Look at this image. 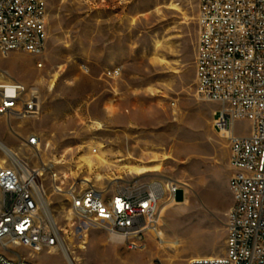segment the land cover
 Here are the masks:
<instances>
[{"label":"rangeland","instance_id":"374dc122","mask_svg":"<svg viewBox=\"0 0 264 264\" xmlns=\"http://www.w3.org/2000/svg\"><path fill=\"white\" fill-rule=\"evenodd\" d=\"M197 2L47 0L49 39L42 55L0 54V76L37 84L42 95L38 118L0 120V141L21 159L37 165L25 146L31 134L59 150L74 139L96 135L90 126L100 121L98 136L117 156L145 162L150 152L167 156L162 172L144 176L146 182L181 185L175 194L178 204L168 196L160 204L159 232L179 244L175 254L160 250L152 235L141 250L128 251L121 240L73 218L69 228L64 200L46 181L50 213L76 264H187L191 258L224 254L232 168L228 142L213 128L217 105L196 96ZM38 62L42 68H36ZM58 66L64 72L49 90ZM109 103L115 109L112 118L104 110ZM249 129L247 122H239L234 131L245 136ZM120 176L111 181V190L130 181L126 174ZM29 256L35 264H67L60 251Z\"/></svg>","mask_w":264,"mask_h":264},{"label":"built area","instance_id":"2783aa9c","mask_svg":"<svg viewBox=\"0 0 264 264\" xmlns=\"http://www.w3.org/2000/svg\"><path fill=\"white\" fill-rule=\"evenodd\" d=\"M196 25V96L217 105L213 128L229 145L232 205L225 253L195 257L187 264H264V0H198ZM48 39L47 0H0L1 55L41 56ZM42 65L38 62L36 68ZM42 106L37 84L0 82V120H34ZM239 122L249 124L248 135L235 133ZM93 132L88 140L74 139L59 150L31 134L25 146L37 165L19 158L0 167V264H35L29 255L61 251L63 231L50 213L46 181L76 223L121 237L128 251L141 250L149 231L160 228V201L172 196L177 202L180 186L171 183L164 190L162 183L126 175L130 181L111 190L106 178L101 184L86 182V168L71 176L90 142L112 149L110 161L127 158L117 156L112 145L105 146L100 131ZM99 171L105 177V170Z\"/></svg>","mask_w":264,"mask_h":264},{"label":"bare ground","instance_id":"6f19581e","mask_svg":"<svg viewBox=\"0 0 264 264\" xmlns=\"http://www.w3.org/2000/svg\"><path fill=\"white\" fill-rule=\"evenodd\" d=\"M174 7V6H173ZM176 8V7H175ZM159 63H162V60H160ZM64 72V66H58L56 72L51 76V79L48 82V87L49 90H52L56 83L58 82L61 74ZM2 76V75H1ZM0 76V80H2V76ZM5 78V77H4ZM10 80H8L7 78H5L4 80L0 81V82H9ZM149 93L153 94L155 93L154 91L149 90ZM105 113L107 114V116L109 118H112L115 115L114 112V107L111 106V103L107 104L105 106ZM102 122L100 121H94L91 123L90 129H102ZM220 137V136H219ZM222 138V137H220ZM94 148L97 149V152H93ZM0 151H1V156H0V167L3 168L7 165H9V163H14L16 159H19V154L17 153L16 150L11 149L9 147H7L5 144H3L0 141ZM68 150H66L67 152ZM107 150L104 149V147L100 144L98 145H94V143L90 142L87 145V151L86 153H84L79 159L78 161L75 163V173H72L71 176H77L76 173H79L83 168H86L87 173L85 174V181L89 182L91 180L98 182V184H101L102 180L106 179H110L111 181H114V177L115 176H119L122 174H126V175H133V176H137V177H141V176H146V175H151V174H155V173H160L163 170V165L164 162L168 159L167 156H163L162 154H159L157 152H150V159L149 161L145 162L143 160H138L136 162H138V164H135V162H133L134 160L129 158L124 159L123 161H119V162H114V161H110L108 159V156H113V152L108 153L106 152ZM106 171L107 173L105 174H100V171ZM94 171H97V173L94 174L93 179L90 178V176L94 173ZM118 179V178H116ZM100 182V183H99ZM173 182H168L166 184L163 185V189L165 190L166 187L170 186V184ZM175 186H181L180 184H175L173 183ZM167 199H172L173 197L171 196L170 198ZM163 201V199L160 201ZM174 203L178 204V202H175L173 200ZM162 211V215L165 214L166 212V208L163 207L161 208ZM45 215L49 216V210L47 208H45L44 210ZM73 216L71 215L70 212H68V215L66 217V221L68 222V227L71 228ZM161 221V218H160ZM56 225V224H55ZM54 226V223H53ZM58 227V226H57ZM59 228V227H58ZM161 229V224H160V228H158L157 230H150L149 231V237L152 235V237H156V239H158L159 241V248L160 250H165V251H172L176 254V251L179 248V244L175 241H167L164 240V235L159 232V230ZM85 241L82 242V244L79 246V249L82 251L86 250L85 245L87 244V236H84ZM111 239H116V240H120L121 237L117 236V235H110ZM56 252V251H55ZM53 252V253H55ZM63 257L65 258L67 264H76V259L73 258V255L75 254L74 252H72L71 250H69L67 247L64 246V241L62 240V245H61V251ZM225 253V251H224ZM31 255H36V254H31ZM218 257V256H217ZM209 258H212L211 256H209ZM192 259V258H191ZM190 260V259H189ZM80 261V260H79Z\"/></svg>","mask_w":264,"mask_h":264},{"label":"snow or ice","instance_id":"6c2138e0","mask_svg":"<svg viewBox=\"0 0 264 264\" xmlns=\"http://www.w3.org/2000/svg\"><path fill=\"white\" fill-rule=\"evenodd\" d=\"M104 214V212H103V210L101 211V215H103Z\"/></svg>","mask_w":264,"mask_h":264}]
</instances>
